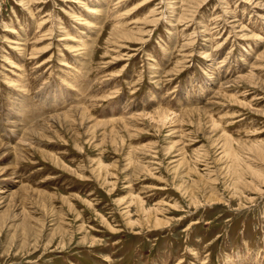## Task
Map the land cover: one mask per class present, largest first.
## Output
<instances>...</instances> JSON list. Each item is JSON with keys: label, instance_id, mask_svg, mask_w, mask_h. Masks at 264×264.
Masks as SVG:
<instances>
[{"label": "rangeland", "instance_id": "1", "mask_svg": "<svg viewBox=\"0 0 264 264\" xmlns=\"http://www.w3.org/2000/svg\"><path fill=\"white\" fill-rule=\"evenodd\" d=\"M0 264H264V0H0Z\"/></svg>", "mask_w": 264, "mask_h": 264}, {"label": "bare ground", "instance_id": "2", "mask_svg": "<svg viewBox=\"0 0 264 264\" xmlns=\"http://www.w3.org/2000/svg\"><path fill=\"white\" fill-rule=\"evenodd\" d=\"M164 113H165V112H164ZM164 113H163V114H164ZM164 116H165V115H164ZM164 116H163V117H164ZM161 121H162V120H161ZM219 136H220V135H219ZM114 140H115V139H114ZM182 160H183V159H182ZM3 198H5V197H3ZM4 202H5V201H4Z\"/></svg>", "mask_w": 264, "mask_h": 264}]
</instances>
